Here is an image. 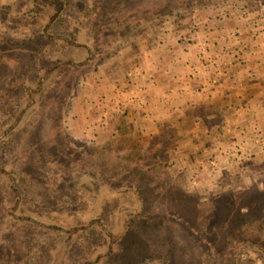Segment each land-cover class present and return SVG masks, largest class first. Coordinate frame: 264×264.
Returning a JSON list of instances; mask_svg holds the SVG:
<instances>
[{"label":"rangeland","instance_id":"rangeland-1","mask_svg":"<svg viewBox=\"0 0 264 264\" xmlns=\"http://www.w3.org/2000/svg\"><path fill=\"white\" fill-rule=\"evenodd\" d=\"M234 13L264 0H0V264H264L218 230L264 196V133L128 113L150 49Z\"/></svg>","mask_w":264,"mask_h":264},{"label":"crops","instance_id":"crops-1","mask_svg":"<svg viewBox=\"0 0 264 264\" xmlns=\"http://www.w3.org/2000/svg\"><path fill=\"white\" fill-rule=\"evenodd\" d=\"M241 17L224 14L198 22L184 30L186 41L153 45V63L135 73L133 108L128 112L143 129L160 131L166 126L176 131L178 122L192 120L191 136L209 124L206 131L216 145L220 126L214 119L219 117L224 129L242 126L264 133V14L252 19L255 23L247 29ZM208 59L221 71L218 83L204 72ZM125 93L129 92H123V99Z\"/></svg>","mask_w":264,"mask_h":264},{"label":"trees","instance_id":"trees-1","mask_svg":"<svg viewBox=\"0 0 264 264\" xmlns=\"http://www.w3.org/2000/svg\"><path fill=\"white\" fill-rule=\"evenodd\" d=\"M260 193H254L253 199L250 200L255 204H249L246 210L241 209V202L235 211L226 206L218 208V219L221 223L218 230L224 233L227 229L232 238H241L240 240H245L264 251V196L257 195Z\"/></svg>","mask_w":264,"mask_h":264},{"label":"built area","instance_id":"built-area-1","mask_svg":"<svg viewBox=\"0 0 264 264\" xmlns=\"http://www.w3.org/2000/svg\"><path fill=\"white\" fill-rule=\"evenodd\" d=\"M215 68H217V67H215ZM203 69H204V72L208 74L209 72H211V69L214 70V62L211 61L210 59L206 60V62L203 63ZM220 73H221L220 69H218V71L216 70V72H213L214 77L212 78L211 82L217 83V81H218L217 76H220L219 75Z\"/></svg>","mask_w":264,"mask_h":264}]
</instances>
